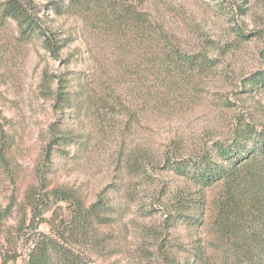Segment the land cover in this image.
<instances>
[{
	"label": "rangeland",
	"instance_id": "1",
	"mask_svg": "<svg viewBox=\"0 0 264 264\" xmlns=\"http://www.w3.org/2000/svg\"><path fill=\"white\" fill-rule=\"evenodd\" d=\"M23 1L47 35H64L76 23L55 8L56 3L67 5L69 0ZM128 1L157 17L163 5L172 8L173 13L163 12L169 30L185 49L207 53L215 66L179 77L174 73L171 79L160 78L162 83L154 85L156 73L161 71H152L139 58L131 85L122 90L136 116L116 114L102 123L95 114L84 115L93 133L89 148L77 150L76 155L74 145L67 146L69 155H61L62 150L56 148L49 162L45 148L52 136L48 128L53 123H68L53 107L48 91L43 92L44 74L54 76L50 86L55 88V77L66 71L81 73L90 62L94 66L96 62L82 37L56 58L44 47L42 36L24 37L15 21L0 22V264H25L40 234L54 236L65 231L71 203L51 193L54 187L77 189L87 203L105 191L117 204H124L128 241L135 247L137 229L132 225L160 227L169 194L186 184L169 168L168 158L194 157L216 141H228L239 119L264 128V90L247 91L242 81L264 69L260 54L264 49V0ZM222 1L225 5L218 6ZM229 6L233 16L226 13ZM96 60L100 63L97 79L103 81L112 73V59L103 51ZM223 191L221 182L207 191L202 229L207 238ZM115 231L106 228L103 233ZM188 237L182 226L169 235L177 246L187 244ZM87 254L83 252L85 257ZM90 259L93 264L126 260L120 254H93ZM143 264L158 263L144 260Z\"/></svg>",
	"mask_w": 264,
	"mask_h": 264
},
{
	"label": "trees",
	"instance_id": "2",
	"mask_svg": "<svg viewBox=\"0 0 264 264\" xmlns=\"http://www.w3.org/2000/svg\"><path fill=\"white\" fill-rule=\"evenodd\" d=\"M55 8L76 21L64 35H47L23 0H5L0 4L1 23L13 20L24 37L42 36L44 47L56 58L70 43L84 38L86 51L98 66L90 62L88 70L81 73L66 71L64 76L55 77V88L50 86L53 75L44 74L43 92L48 91L53 107L64 114L68 123H53L48 128L52 136L45 148L49 162L56 148L62 150L61 155L70 154L67 146L76 147L74 155L77 150L89 148L93 133L86 126L84 115L95 114L102 123L116 114L136 116L122 90L131 85L134 64L139 58L149 63L152 71H161L156 73L154 85L162 83L160 78L171 79L174 73L179 77L215 66L207 53L185 49L176 33L169 30L163 12L174 11L167 5L160 7L158 17L128 0H69L67 5L56 3ZM229 8L226 13L233 16L234 9ZM238 8L244 10L241 5ZM241 32L239 35L246 37ZM103 51L112 59V73L99 81L100 63L96 59ZM260 54L264 58V49ZM242 81L247 91L264 90V69ZM98 86L103 89L99 91ZM151 96L155 97L153 90ZM167 161L186 184L169 194L162 208L165 217L160 227L132 225L137 229L135 247L128 241L124 204H117L105 191L87 203L77 189L54 187L51 193L71 203V218L62 233L40 234L25 264H93V254H120L126 260L118 264H143L144 260L158 264H264V128L239 119L228 141H216L194 157L179 156ZM219 182L224 191L216 201L217 212L207 238L202 230L206 224L207 191ZM138 205L141 210V204ZM181 226L188 231V243L177 246L169 235ZM106 228L116 231L103 233ZM83 252H88V257Z\"/></svg>",
	"mask_w": 264,
	"mask_h": 264
}]
</instances>
